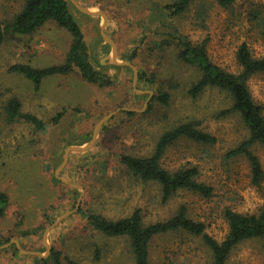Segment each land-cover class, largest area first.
<instances>
[{"label":"rangeland","instance_id":"obj_1","mask_svg":"<svg viewBox=\"0 0 264 264\" xmlns=\"http://www.w3.org/2000/svg\"><path fill=\"white\" fill-rule=\"evenodd\" d=\"M172 1L68 0L91 63L111 78V85L90 82L75 69L46 77L35 88L28 78L9 71L15 63L46 67L66 59L73 38L53 21L0 46V187L9 197L0 217V264H51L39 260L49 256L47 245L83 264H133L130 239L95 229L85 217L88 211L118 219L140 209L144 222L153 223L184 205L192 219L205 223L206 231L221 241L228 233L225 207L257 213L264 206V179L253 184L247 157L227 156L248 137L240 114L225 113L231 108L230 96L209 87L191 97L188 89L200 73L180 59L175 43H165L175 33L194 43L206 40L211 60L239 73L236 54L242 42L254 56H264V13L253 16L264 0H235L229 7L217 0H194L175 17L164 8ZM23 4L0 0V22L13 18ZM143 71L151 82L139 79ZM248 87L264 105V73L253 75ZM162 89L170 92L167 104L154 100ZM12 97L21 101L23 112L41 118L45 129L25 120L9 121L4 105ZM111 113L92 143L96 126ZM187 121L198 122L217 142L204 145L180 138L168 147L161 164L170 171L196 166V178L211 185L213 195L181 189L164 202L160 184L133 176L117 154L148 156L164 131ZM252 150L264 169V145L256 143ZM150 264L213 263L200 236L176 231L153 238ZM227 264H264V241L242 242Z\"/></svg>","mask_w":264,"mask_h":264},{"label":"trees","instance_id":"obj_2","mask_svg":"<svg viewBox=\"0 0 264 264\" xmlns=\"http://www.w3.org/2000/svg\"><path fill=\"white\" fill-rule=\"evenodd\" d=\"M194 0H173L165 4L164 8L171 17L180 16L186 12ZM235 0H217L223 7H229ZM264 13L261 9L253 11L256 18ZM53 21L66 29L73 41L66 59L59 64L35 67L28 63H15L9 71L23 75L31 80L35 88H39L43 79L52 75H66L75 69L83 78L102 85H111L113 81L98 71L90 61L88 46L83 30L71 12L68 0H24L22 9L11 19L0 22V46L16 35H31L47 22ZM179 48L178 56L187 65L195 67L200 73L197 81L188 89L191 97H197L209 87L225 91L231 98V108L225 113L236 111L240 114L248 129V137L238 146L230 150L228 157L244 155L250 162L252 182L260 185L264 179V169L259 157L252 150L256 143L264 145V105L258 103L249 87L248 80L255 74L264 73V56H254L247 42H242L237 50L236 59L241 68L239 73L230 72L214 63L208 54L207 41L194 43L188 36L175 33L172 41ZM140 80L151 82L150 74L143 71L138 75ZM171 87L173 85L171 84ZM171 98L168 90H159L154 100L167 104ZM4 111L9 121L25 120L32 123L39 130L46 127V123L38 116L22 111L21 101L10 98L4 105ZM1 115V114H0ZM63 112L53 118V122L60 121ZM198 122L187 121L164 131L159 137L154 151L148 156H137L128 153H118V160L125 165L133 176L140 180H153L160 184L164 202H167L181 189L196 192L206 198L213 195V187L199 181L196 176L199 170L196 166L181 168L175 171L165 169L161 159L168 147L180 138H187L196 143L214 145L217 137L196 126ZM9 197L0 187V217L5 213ZM223 216L228 223V233L223 240H217L206 231L205 223L196 221L189 216L186 206H181L171 217L145 223L140 209L130 215L118 219H109L99 213L88 211L85 217L90 225L109 236H126L130 239L134 255L133 264H150V245L154 237L160 234L186 231L200 236L204 244L210 249L213 264H227L234 249L242 242L250 239L264 241V206L257 213H242L232 207H225ZM41 262L51 264H83L69 257H62L59 250L51 249L47 258H39Z\"/></svg>","mask_w":264,"mask_h":264},{"label":"water","instance_id":"obj_3","mask_svg":"<svg viewBox=\"0 0 264 264\" xmlns=\"http://www.w3.org/2000/svg\"><path fill=\"white\" fill-rule=\"evenodd\" d=\"M82 10H84L85 12H88V13H93V14H97V13H100V14H103L102 12H91V11H88V10H86V9H84V8H82V7H80ZM110 42H112V44L114 45V43H113V41L112 40H110ZM128 63V62H127ZM129 64V63H128ZM113 113H111V114H109L108 116H106L105 118H103L100 122H99V124L96 126V128H95V132H94V137H93V139H92V143H93V141L95 140V137H96V134H97V130H98V128L101 126V124L108 118V117H110L111 115H112ZM85 147H69V150L70 149H77V150H80V149H84ZM67 158H68V154H66V157H65V159L67 160ZM47 249H48V252L50 253L51 252V248L47 245Z\"/></svg>","mask_w":264,"mask_h":264}]
</instances>
